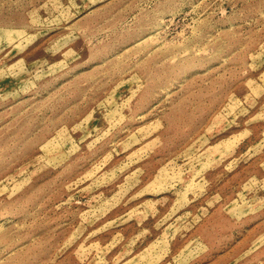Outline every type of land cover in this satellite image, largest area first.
<instances>
[{
  "label": "rangeland",
  "instance_id": "374dc122",
  "mask_svg": "<svg viewBox=\"0 0 264 264\" xmlns=\"http://www.w3.org/2000/svg\"><path fill=\"white\" fill-rule=\"evenodd\" d=\"M0 264H264V0H0Z\"/></svg>",
  "mask_w": 264,
  "mask_h": 264
}]
</instances>
